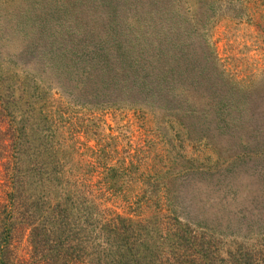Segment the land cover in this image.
Returning <instances> with one entry per match:
<instances>
[{
	"label": "trees",
	"instance_id": "obj_1",
	"mask_svg": "<svg viewBox=\"0 0 264 264\" xmlns=\"http://www.w3.org/2000/svg\"><path fill=\"white\" fill-rule=\"evenodd\" d=\"M11 11L0 12V264H22L24 237L38 264H264V187L211 213L216 195L187 189L194 175L91 149L81 142L91 129L73 117L187 101L206 78L196 48L192 60L176 30L126 47L121 31L92 36L71 19L56 43L52 28Z\"/></svg>",
	"mask_w": 264,
	"mask_h": 264
},
{
	"label": "rangeland",
	"instance_id": "obj_2",
	"mask_svg": "<svg viewBox=\"0 0 264 264\" xmlns=\"http://www.w3.org/2000/svg\"><path fill=\"white\" fill-rule=\"evenodd\" d=\"M0 1L3 15L13 10L39 19L40 29L52 28L59 35L56 43L63 40L59 30L68 19L92 36L119 30L126 47L137 39L152 42L158 31L179 32L182 49L193 60L196 48L195 67L206 76L194 91L185 90L188 100H171L165 111L140 105L136 114L126 104L103 111L77 107L73 117L92 131L81 142L94 150L115 146L119 158H146L150 173L194 175L187 189L213 193L216 205L264 187L256 176L264 171V0ZM164 115L170 116L164 120ZM130 192L134 196L137 189L130 187ZM126 206L123 200L108 204L120 214ZM26 239L18 246L20 263L38 264Z\"/></svg>",
	"mask_w": 264,
	"mask_h": 264
}]
</instances>
